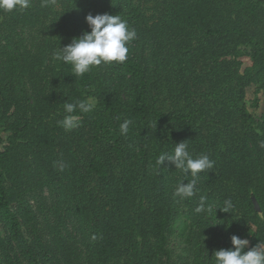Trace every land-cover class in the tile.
Here are the masks:
<instances>
[{"label": "trees", "instance_id": "trees-1", "mask_svg": "<svg viewBox=\"0 0 264 264\" xmlns=\"http://www.w3.org/2000/svg\"><path fill=\"white\" fill-rule=\"evenodd\" d=\"M40 4L0 12V218L18 259L174 264L176 238L192 264H214L232 235L249 248L264 242V119L247 104L250 95L254 109L264 103V0ZM104 13L137 32L123 64L76 77L53 61V50L90 31L88 14ZM243 57L252 66L242 72ZM81 99L95 109L66 132L57 123L63 103ZM126 119L133 124L121 135ZM184 141L215 164L199 174L198 195L181 201L175 186L191 177L155 161ZM201 195L207 214L194 211ZM225 199L232 213L217 209Z\"/></svg>", "mask_w": 264, "mask_h": 264}, {"label": "clouds", "instance_id": "clouds-1", "mask_svg": "<svg viewBox=\"0 0 264 264\" xmlns=\"http://www.w3.org/2000/svg\"><path fill=\"white\" fill-rule=\"evenodd\" d=\"M32 0H0V12H13L16 10H26L31 7ZM49 0H41V7H47ZM85 22L90 31H85L79 37L72 39L71 43L63 48L55 49L52 52V59L56 62L71 65L76 77H82L90 72L94 67L101 65L111 66L113 64H123L129 54L128 45L137 37L134 28L128 25L120 14L111 15L108 13L93 16L88 14ZM94 99H81L75 102L63 103V118L57 123L66 132H71L81 126L83 114H88L95 109ZM132 120H124L119 125L121 135H127ZM264 146V145H262ZM168 162L179 170L187 183L176 184L173 193L179 200H191L199 193L197 180L199 174L209 172L215 164L207 154L194 156L189 151L187 141L174 145L170 152L161 153L156 161L155 167L159 171L162 165ZM65 165L59 164V170L63 171ZM234 208L231 199H225L221 207H217L224 213H232ZM216 209V210H217ZM196 214H207L212 211V207L207 204V197H199L198 206L194 209ZM92 240L97 237L93 235ZM231 247L213 252L214 264H264V242L260 241L255 246L248 248L250 241L237 235L230 237Z\"/></svg>", "mask_w": 264, "mask_h": 264}, {"label": "rangeland", "instance_id": "rangeland-1", "mask_svg": "<svg viewBox=\"0 0 264 264\" xmlns=\"http://www.w3.org/2000/svg\"><path fill=\"white\" fill-rule=\"evenodd\" d=\"M243 51H245L246 53L245 55H247L249 50L247 49L245 50L243 48ZM241 62H242V69H241L242 72L246 68L252 66V61L249 57L241 58ZM254 99H255L254 96L252 95L248 96L247 98L248 107L250 111L256 115L258 120H262L264 119V103H261L259 108L254 109L252 107V102ZM38 194L41 195V197L45 198L44 202L46 204L44 205L50 206L51 200L48 197V192L44 191L42 194L40 192ZM34 202L35 200H33V203ZM67 224L70 226L69 229L72 231L75 237L76 233L74 231V228L76 227L72 224V221H69ZM26 236L29 238V240H32V235L29 236L27 233ZM75 241L77 242V238L75 239ZM170 246L174 251V254H173L174 264H192V258H190V253L188 251V248L182 240L173 238L170 243ZM249 246H250V243H249ZM0 257L3 259V264H23L22 261L18 259V255L16 253V245L9 239L8 230L5 224L3 223V221L1 220V218H0Z\"/></svg>", "mask_w": 264, "mask_h": 264}, {"label": "water", "instance_id": "water-1", "mask_svg": "<svg viewBox=\"0 0 264 264\" xmlns=\"http://www.w3.org/2000/svg\"><path fill=\"white\" fill-rule=\"evenodd\" d=\"M256 209H257V210H259V207H258V206H256Z\"/></svg>", "mask_w": 264, "mask_h": 264}]
</instances>
